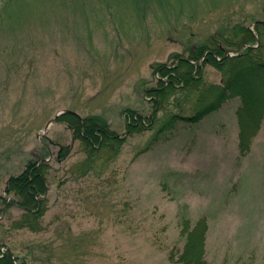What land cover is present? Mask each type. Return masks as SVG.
<instances>
[{
	"label": "rangeland",
	"instance_id": "rangeland-1",
	"mask_svg": "<svg viewBox=\"0 0 264 264\" xmlns=\"http://www.w3.org/2000/svg\"><path fill=\"white\" fill-rule=\"evenodd\" d=\"M7 1L0 0V194L35 154L47 152L51 169L45 230L14 229L22 209L1 212L0 204L4 247L30 264H179L169 255L183 246L180 216H206L210 264H264V122L240 158L238 98L161 135L148 121V90L168 81L156 66L173 67L223 26L264 20V0ZM203 75L222 81L210 64ZM64 109L100 116L125 135L116 159L98 160L104 170L81 175L87 153L66 122L45 132ZM129 110L146 118V129L127 133Z\"/></svg>",
	"mask_w": 264,
	"mask_h": 264
},
{
	"label": "trees",
	"instance_id": "trees-1",
	"mask_svg": "<svg viewBox=\"0 0 264 264\" xmlns=\"http://www.w3.org/2000/svg\"><path fill=\"white\" fill-rule=\"evenodd\" d=\"M10 4L8 0L4 6L9 8ZM188 51V57L176 56L177 63L173 67L165 63L156 66L155 71L168 77V81L148 90L154 102V111L148 118L150 125L157 122V134L161 135L176 129L180 122H199L229 100L238 98L239 157L247 156L264 122V20L252 25L239 22L223 26ZM230 52L235 54L230 55ZM207 64L221 73L220 83L204 78L203 68ZM128 112L133 118L127 133L146 129L144 116L137 111ZM159 113L163 116L159 117ZM57 120L66 122L74 138L81 140L85 147L87 157L78 163L81 175L104 170V164L99 166L98 160L105 156L107 162L119 156L125 135L115 132L102 117L83 118L76 112H66ZM70 149V146L60 149L59 161L66 158ZM47 155V152L35 154L20 173L9 176L6 195L0 194L1 212L14 205L22 209L20 217L12 222L14 229L41 233L46 228L43 219L49 210L51 169ZM179 227L183 246L173 247L169 260L179 264H210L207 259L208 218L201 216L194 221L180 216ZM3 246L0 242V264H30L26 256L14 253L11 248L2 254Z\"/></svg>",
	"mask_w": 264,
	"mask_h": 264
},
{
	"label": "water",
	"instance_id": "water-1",
	"mask_svg": "<svg viewBox=\"0 0 264 264\" xmlns=\"http://www.w3.org/2000/svg\"><path fill=\"white\" fill-rule=\"evenodd\" d=\"M66 112H73V111H72V110H69V109H64V110L59 111V112L56 114V116H55L53 119H51V120L49 121V123L47 124V126H46V128H45V132L48 131V129L50 128V126L52 125V123H53L54 121H56V120L58 119L59 116H61L62 114L66 113Z\"/></svg>",
	"mask_w": 264,
	"mask_h": 264
}]
</instances>
